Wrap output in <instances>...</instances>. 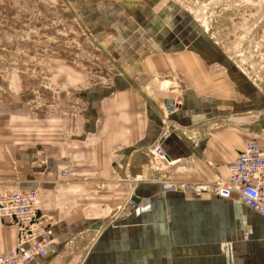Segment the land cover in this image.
I'll return each instance as SVG.
<instances>
[{
    "label": "crops",
    "instance_id": "1",
    "mask_svg": "<svg viewBox=\"0 0 264 264\" xmlns=\"http://www.w3.org/2000/svg\"><path fill=\"white\" fill-rule=\"evenodd\" d=\"M215 62L222 65V59L207 63ZM223 68L218 67L225 72L218 78L199 68L193 72L197 75L186 76L183 68L181 88L164 91L167 107L176 96L181 100L169 113L179 129L162 141L166 159L151 152L161 132L156 107L135 97L110 98L109 93L98 100L100 91L88 90L82 132L70 133L69 155L61 156L64 135L56 131L53 146L60 155L47 164L54 177L68 184L9 181L21 188L52 187L41 195L39 212L54 214L56 243L46 257L30 264H264V218L256 211L235 198L164 192L157 179L212 182L227 175L225 165L246 141L258 137L264 144V93L238 69ZM18 116L0 114V169L20 163L26 170H39L33 164L42 137L36 136L37 150L26 149L24 130L7 126ZM65 167L70 173L60 176ZM87 173L92 179L86 183L73 180ZM68 174L72 178L66 179ZM7 190L0 187V193ZM127 195L146 203L122 211L118 207ZM15 241V226L0 218V253Z\"/></svg>",
    "mask_w": 264,
    "mask_h": 264
},
{
    "label": "rangeland",
    "instance_id": "2",
    "mask_svg": "<svg viewBox=\"0 0 264 264\" xmlns=\"http://www.w3.org/2000/svg\"><path fill=\"white\" fill-rule=\"evenodd\" d=\"M220 59L222 65L207 63ZM224 65L264 93V0H0V114L20 115L7 126L24 130L26 149L37 150V135L44 143L34 154L39 170L7 164L0 173L10 177H0V187L37 189L40 199L52 182L66 183L47 168L60 155L54 135L62 132L61 156H68V136L82 132L90 88L100 91L98 100L108 93L135 97L160 114L164 91L183 84V68L186 76L199 68L218 78ZM75 177L86 183L92 176ZM11 179L50 184L21 188ZM157 179L159 186L167 180ZM129 196L120 210L129 209Z\"/></svg>",
    "mask_w": 264,
    "mask_h": 264
},
{
    "label": "built area",
    "instance_id": "3",
    "mask_svg": "<svg viewBox=\"0 0 264 264\" xmlns=\"http://www.w3.org/2000/svg\"><path fill=\"white\" fill-rule=\"evenodd\" d=\"M172 101L171 108L164 106L162 131L151 149L157 159H166L162 141L179 129L169 113L181 105V100ZM225 166L227 175L218 176L212 182L166 180L160 184V190L192 196L210 194L235 198L264 218V144L256 138L246 141L237 157ZM132 197L130 195L124 203L129 209L139 210L140 203L145 205L146 200L135 202ZM39 201L37 189H11L0 193V218L16 228L15 245L0 253V264H30L53 250L56 243L51 227L53 219L51 215L39 212ZM243 237L247 238V234Z\"/></svg>",
    "mask_w": 264,
    "mask_h": 264
},
{
    "label": "water",
    "instance_id": "4",
    "mask_svg": "<svg viewBox=\"0 0 264 264\" xmlns=\"http://www.w3.org/2000/svg\"><path fill=\"white\" fill-rule=\"evenodd\" d=\"M132 199L135 201V202H137V201H139V199L137 198V199H135V197L133 196L132 197ZM228 258H229V256H228ZM230 259V258H229ZM228 264H230V263H228Z\"/></svg>",
    "mask_w": 264,
    "mask_h": 264
},
{
    "label": "bare ground",
    "instance_id": "5",
    "mask_svg": "<svg viewBox=\"0 0 264 264\" xmlns=\"http://www.w3.org/2000/svg\"><path fill=\"white\" fill-rule=\"evenodd\" d=\"M150 86V85H149ZM160 90H163V86L160 87ZM66 175V174H65Z\"/></svg>",
    "mask_w": 264,
    "mask_h": 264
}]
</instances>
